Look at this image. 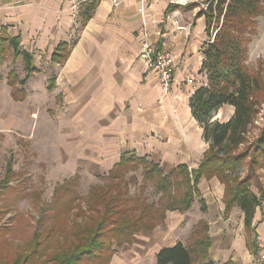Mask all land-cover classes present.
<instances>
[{
	"label": "crops",
	"instance_id": "0c3cea01",
	"mask_svg": "<svg viewBox=\"0 0 264 264\" xmlns=\"http://www.w3.org/2000/svg\"><path fill=\"white\" fill-rule=\"evenodd\" d=\"M116 1L117 5L111 0H0V100L23 104L20 119L31 122L40 98L35 77L44 71L35 59L42 54L49 69L45 91L56 90L69 114L57 126L63 165L91 170L92 176L106 175L121 154L129 153L158 163L163 174L180 164L195 169L208 147L188 102L206 82V75L199 71L204 17H179L176 9L166 12L171 0ZM142 25L156 49L177 57L166 93L137 58ZM59 44L67 48L60 63L51 61ZM24 54L31 58L28 67ZM190 73L197 74L195 82L189 80ZM12 87L24 94L21 100L13 98ZM218 111L215 117L221 119ZM196 187L205 210L199 207L200 215L191 228L183 229V220L199 197L186 211H165L159 223L135 232L129 243L113 244L109 264H155L161 247L177 241L185 244L199 222L206 224L212 262L261 264L257 258L264 252V200L253 215L259 247L255 258L245 245L239 207L223 217L224 189L219 180L202 177ZM213 206L220 220L215 212L210 214Z\"/></svg>",
	"mask_w": 264,
	"mask_h": 264
},
{
	"label": "trees",
	"instance_id": "16d2710c",
	"mask_svg": "<svg viewBox=\"0 0 264 264\" xmlns=\"http://www.w3.org/2000/svg\"><path fill=\"white\" fill-rule=\"evenodd\" d=\"M176 8L178 4L171 3L166 12ZM263 10L264 0H205L194 14V18L204 17L207 39L202 42L199 71L206 75V82L193 91L188 102L208 145L195 169L180 164L163 174L158 163L144 156L121 154L105 175L109 183L88 188L86 209L73 186L77 176L63 180L40 208L28 242L10 258L0 256V264H109L113 244L129 243L135 232L159 223L167 210H188L193 198H200L196 186L202 177L217 178L223 185L224 218L234 206L239 207L244 217L245 245L256 258L259 247L253 215L264 200L260 182L264 174L258 172L261 169L264 173V121L255 135L249 136V129L258 114L264 88L261 77L246 70L244 56L255 18ZM10 42L14 44L15 40ZM57 48L51 61L60 63L67 56V48L64 44ZM24 59L28 67L31 58L24 54ZM19 92L11 88L15 100L24 97ZM225 105L233 108L229 119L215 117ZM138 168L145 172L138 192L132 195L125 176ZM147 183L161 193L159 204L163 209L143 196ZM181 185L184 191L180 193ZM198 200L201 211L205 210L203 200ZM192 233L185 244L177 241L161 247L155 264H217L208 257L206 224L199 222Z\"/></svg>",
	"mask_w": 264,
	"mask_h": 264
},
{
	"label": "rangeland",
	"instance_id": "374dc122",
	"mask_svg": "<svg viewBox=\"0 0 264 264\" xmlns=\"http://www.w3.org/2000/svg\"><path fill=\"white\" fill-rule=\"evenodd\" d=\"M171 1L178 4L175 11L179 17L186 16V14L192 16L191 14L194 15L199 7L205 5V0ZM262 12L255 18V29L248 35L244 65L247 71L261 77L264 88V10ZM45 62L44 55H37L35 63L37 67H41L40 71L42 69L44 71L43 75L39 74L35 77L41 83H37L36 92L40 98L35 103L38 108L31 113L32 123L25 122L26 119L22 121L20 119L21 112L24 110L23 104L11 101L5 103L0 100V256L2 257H12L20 245L28 242L37 226L40 208L50 201L56 184L77 176L76 184L73 186L75 185L82 208L86 209L88 188L95 184L109 183L103 174L92 176L91 170L83 171L82 168L73 170V166L67 167L61 162L64 159V150L60 149L56 138L59 133L57 126L60 125L61 120L67 119L69 114L64 107L62 96L55 94L56 90L45 91L46 74L49 72ZM193 75L197 77V74ZM55 76L60 78L58 75ZM261 100L256 119L249 129V136L255 135L264 121V91ZM231 109L230 105L225 106L218 111V115L224 120L229 116ZM201 148H203L202 145ZM7 170L11 172L8 173ZM258 172L264 174L261 169ZM143 173L144 170L139 168L126 174L125 181L132 195L138 192L142 184ZM260 182L264 188V176ZM253 189L257 191L256 188ZM183 191L184 186L181 185L180 193ZM143 196L148 202L161 206L159 204L161 193H156L151 183L146 184ZM210 200L211 196L207 195L206 202ZM193 204H195L194 209L190 210L183 220V229L191 228L200 215V204L197 199H194ZM210 211V214L215 212L214 216H216L217 210L214 206ZM76 219L80 220L78 217ZM216 220L220 219L217 217Z\"/></svg>",
	"mask_w": 264,
	"mask_h": 264
},
{
	"label": "built area",
	"instance_id": "2783aa9c",
	"mask_svg": "<svg viewBox=\"0 0 264 264\" xmlns=\"http://www.w3.org/2000/svg\"><path fill=\"white\" fill-rule=\"evenodd\" d=\"M111 3L118 4L116 0H111ZM138 31L142 33V37L138 42L139 52L137 58L142 61L147 73L159 79L160 89L163 93H166L169 91L170 83L174 79V65L177 62V57L171 51L156 49L143 25L139 27ZM189 78L191 82L196 81V77L192 73ZM257 261L264 264V252L258 255Z\"/></svg>",
	"mask_w": 264,
	"mask_h": 264
}]
</instances>
